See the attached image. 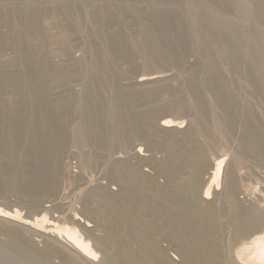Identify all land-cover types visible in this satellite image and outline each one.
<instances>
[{"label": "rangeland", "instance_id": "1", "mask_svg": "<svg viewBox=\"0 0 264 264\" xmlns=\"http://www.w3.org/2000/svg\"><path fill=\"white\" fill-rule=\"evenodd\" d=\"M169 200L195 209L185 217L207 245L199 262L264 264V0H0V264H39L11 232L71 258L50 232L91 244L87 235L123 238L127 221L161 241L156 216L179 212ZM174 248L168 258L188 264Z\"/></svg>", "mask_w": 264, "mask_h": 264}, {"label": "bare ground", "instance_id": "2", "mask_svg": "<svg viewBox=\"0 0 264 264\" xmlns=\"http://www.w3.org/2000/svg\"><path fill=\"white\" fill-rule=\"evenodd\" d=\"M143 79V78H142ZM142 79H141V81H142ZM144 80V79H143ZM147 80V79H146ZM159 125V124H158ZM171 125V124H170ZM170 125H168L167 123H163V121H162V123H160V127L159 128H162V127H167V126H170ZM202 156V155H201ZM183 160H185V158H183ZM166 161V160H165ZM193 161V160H192ZM118 163V162H117ZM121 163H123V162H121ZM190 163V162H189ZM205 163V162H204ZM120 164V163H119ZM124 164H128V163H124ZM200 165V164H199ZM220 165H221V163H220ZM220 165H218L217 164V166H216V168H214V169H212V170H210L209 172H208V174L210 175V177H211V179L213 180V179H215V178H218V174H219V171H220ZM117 166V165H116ZM151 166V165H150ZM141 167V166H140ZM158 167V166H157ZM161 167V166H160ZM196 167V166H195ZM120 168V167H119ZM166 168V167H165ZM205 168V167H204ZM135 170L137 169V168H134ZM116 170H120V169H116ZM129 170V169H128ZM138 170V169H137ZM194 170V169H193ZM196 170V169H195ZM203 170V169H202ZM201 170V171H202ZM168 171V170H167ZM156 172V171H155ZM179 172V171H178ZM142 173V172H141ZM184 173V172H183ZM196 173V175H197V172H195ZM135 174H137L136 172H135ZM135 174H133V175H135ZM154 174V173H153ZM166 174V173H165ZM177 174V173H176ZM188 174H189V172H188ZM183 175V174H182ZM198 175H199V178H200V175L201 174H199V172H198ZM198 175L196 176V179H197V177H198ZM128 176V175H127ZM131 176V175H130ZM136 176V175H135ZM139 176V175H138ZM162 176V175H161ZM193 176H195V175H193ZM207 176V175H206ZM126 177V176H125ZM137 177V176H136ZM203 177V176H202ZM130 178V177H129ZM140 178V177H139ZM138 178V179H139ZM149 178V177H148ZM164 178V177H163ZM175 178H176V176H175ZM195 178V177H194ZM204 178V177H203ZM124 179V178H123ZM194 180V179H193ZM192 181V180H191ZM206 181V180H205ZM130 182V181H129ZM142 182V181H141ZM203 180L200 178V179H198V180H196L195 182H194V187H196V188H198L199 190H200V188H202L203 186ZM228 182V181H227ZM135 183V182H134ZM157 183V182H156ZM205 183V182H204ZM130 184V183H129ZM232 184V183H231ZM180 185H182V184H180ZM179 185V186H180ZM190 185V184H189ZM207 185H208V183H207ZM157 186V185H156ZM178 185L176 186V188L177 187H179ZM229 186L231 187V185L229 184ZM154 187V186H153ZM182 187V186H181ZM181 187H179V188H181ZM191 187V186H190ZM228 187V186H227ZM133 188V187H132ZM158 188H159V186H158ZM195 188V189H196ZM229 188V187H228ZM120 189V188H119ZM154 189H157V187L156 188H154ZM159 189H161V188H159ZM183 189H185L184 188V185H183ZM234 189V188H233ZM232 189V190H233ZM123 190V189H122ZM125 190V189H124ZM137 191H138V189H136ZM163 190V189H162ZM127 191V190H126ZM155 191V190H154ZM159 191V190H158ZM157 191V192H158ZM167 191V190H166ZM173 191V190H172ZM194 191H197V190H194ZM229 191H231V190H229ZM125 192V191H124ZM133 192V191H132ZM132 192H130L129 191V193H131L130 195H132ZM144 192V191H143ZM177 192V191H176ZM227 192V191H226ZM231 192H233V191H231ZM121 193V192H120ZM155 193H156V191H155ZM166 193V192H165ZM171 193H174V192H171ZM169 194V195H171V196H173L172 194ZM193 193V192H192ZM195 193V192H194ZM193 193V194H194ZM229 194H232V193H230V192H228ZM119 194V193H118ZM133 194H135V193H133ZM157 194V193H156ZM161 193H159V195H160ZM167 194V195H168ZM177 194H178V192L175 194L176 196H177ZM182 194V193H181ZM229 194H227V196H230ZM233 194H234V192H233ZM128 195V194H127ZM130 195H128V196H130ZM137 195V194H136ZM158 195V194H157ZM209 195H210V185H208L205 189H204V198H208L209 197ZM226 195V194H225ZM117 196V195H116ZM138 196V195H137ZM142 195H140L139 197H141ZM143 196H144V194H143ZM146 196V195H145ZM164 196H165V194H164ZM171 196H169V198L171 197ZM195 196V195H194ZM150 197V196H149ZM167 197V196H166ZM174 197V196H173ZM182 197V196H181ZM185 197V196H184ZM118 198H120V197H118ZM122 198V197H121ZM120 198V199H121ZM161 198V197H160ZM168 198V197H167ZM168 198V199H169ZM176 198V197H175ZM177 198H178V196H177ZM191 198H193V197H191ZM229 198V197H228ZM232 198H234V196L233 195H231V198L229 199V200H231ZM130 200V202H133L132 200L133 199H131V198H129ZM139 199V198H138ZM141 199V198H140ZM163 199V198H162ZM168 199H166V200H168ZM174 199V198H173ZM172 199V200H173ZM196 199V198H195ZM198 199V198H197ZM85 200H86V198H85ZM127 200V199H126ZM161 200V199H160ZM165 200V201H166ZM172 200H169V201H171V204H172V206H174L175 207V210H176V208H177V210L179 211L177 214H178V216H177V214H176V217H177V220L176 221H174V218L175 217H173V220H169V222L168 221H165V222H162V218L163 217H161V219L160 220H158L159 219V217H158V215L156 216V221H155V223L158 225V230H160L162 233H163V236H164V234H165V236L164 237H162V239L163 238H165V239H163V240H161V241H157V240H155V239H153L152 237H146V236H144L143 234L144 233H146V231H145V229L146 228H148L149 226L147 225V224H145L144 226V228L143 229H141V231H139L138 229H140V228H138L137 227V225H136V227H135V229L134 228H132V223L130 224L129 222H127L126 221V223H127V226L129 225V228L130 229H128V227L126 228L128 231H130V232H128L127 234H126V232H125V234L127 235V236H125V234H124V236H122L123 238H121V237H119V236H113L114 234H111V236H108V234L110 235V233H107V237H104V238H98V237H96L95 236V234H94V237H92V236H90V235H87L86 237H88V240H90L91 241V244H89L88 243V241H86V240H82L80 237H77V230H70V228L69 229H67L66 231H65V234H63V235H59V234H57L56 232H53L52 230V232H50V231H48V237L51 239V240H53L55 243H58V244H62V245H64L65 247H67L68 249H69V251L73 254V258H71V255H70V257H69V255L67 256V253H63V251H58V250H55V249H53L51 246H49L48 244L46 245V246H43V249H40L39 248V245L35 242V241H33L34 239H31V240H28V238L30 237H26L25 235H26V233H25V235H18L17 233H13V232H11L10 234H6V240H8V241H10V242H14L15 244H17V246L19 247V249H20V251L21 252H24L27 256H31L30 258L31 259H33V260H35V261H37L39 264H118L119 263V261H123L122 263H128V264H175L176 262H173V261H171L169 258H168V256H170V255H167V254H169V251L170 252H173L174 250H175V246L176 247H178V249H181V253H182V258H181V262L180 263H183V259H184V253H183V250H185L186 251V253L185 254H187V259H189L190 261H184V262H187L188 264H199L200 262V264H209V263H207L208 262V260H207V262H206V259H207V257L204 259V258H202V259H204L205 260V262H202V260L200 259V262L198 261V259L199 258H201L202 257V253L199 255L198 254V251L197 250H199L200 248H204V247H206L205 245H204V247H202L201 245H200V241H198L199 243H197V244H199L201 247L198 249V246L194 243V240H193V237H192V235H196V234H198V233H193V230H192V226H194V225H192V221L190 222L189 220H187L186 219V217H188L189 216V214H192L191 212V209H193V207H191V205H189V203L188 202H190V201H186L187 203H188V205L189 206H185V204L184 203H182L181 202V200H174L173 202H172ZM183 200V199H182ZM191 200V199H190ZM207 200V199H206ZM229 200H228V202H229ZM128 201V200H127ZM141 201V200H140ZM139 201V202H140ZM154 201H155V198H154ZM162 201V200H161ZM227 201V200H226ZM225 201V202H226ZM232 201V200H231ZM230 201V202H231ZM234 201V200H233ZM232 201V202H233ZM88 202V201H87ZM90 202V201H89ZM129 202V203H130ZM145 202H147V201H145ZM193 202V201H192ZM195 202H197V200L195 201ZM209 202V201H208ZM218 202V201H217ZM220 202V201H219ZM224 202V203H225ZM229 202V203H230ZM135 203H136V200H135ZM141 203V202H140ZM159 203V202H158ZM166 202H164V204H165ZM229 203H227V204H229ZM234 203H236V202H234ZM50 204V203H49ZM113 204V203H112ZM137 204V203H136ZM170 203H168V205H169ZM170 204V205H171ZM191 204V203H190ZM205 204V203H204ZM203 204V205H204ZM212 204V203H211ZM210 204V205H211ZM220 204H221V202H220ZM231 204V203H230ZM237 204V203H236ZM235 204V205H236ZM148 205V204H147ZM157 205V204H156ZM165 205H167V203L165 204ZM169 205V206H170ZM194 205V204H193ZM207 205V204H206ZM205 205V206H206ZM209 204H208V206H210ZM213 205V204H212ZM211 205V206H212ZM224 205V204H223ZM232 205V204H231ZM259 205V204H258ZM47 206V205H46ZM54 206V205H53ZM104 206H105V204H104ZM116 206V205H115ZM114 206V207H115ZM132 206V205H131ZM141 206H142V209H145V206H146V203H144V202H142V204H141ZM140 206V207H141ZM159 206V205H158ZM195 206H197L196 204H195ZM202 206V205H201ZM219 206V207H218ZM218 206H216V207H218V211H220V205H218ZM226 206V205H225ZM261 206V205H260ZM120 207V206H119ZM154 207V206H153ZM173 207V208H174ZM190 207H191V209H190ZM199 207V206H198ZM198 207H194V208H198ZM203 207V206H202ZM207 207V206H206ZM227 207V206H226ZM225 207V208H226ZM231 207V206H230ZM238 207V206H237ZM172 208V209H173ZM200 208V211H202L201 210V207H199ZM199 208H198V210L197 211H199ZM212 208V207H211ZM233 208L234 209H236L234 206H232V208H230L231 210H233ZM100 209V208H99ZM125 209V208H124ZM139 209V208H138ZM141 209V210H142ZM148 209V208H147ZM150 209H152V208H150ZM149 209V210H150ZM209 209V211L211 210L210 209V207L208 208ZM213 209V208H212ZM216 209V208H215ZM242 209H244V208H242ZM94 210H96V209H94ZM104 210V209H103ZM148 210V211H149ZM158 210H159V208H158ZM176 210V211H177ZM193 210H195V209H193ZM204 210H205V208H204ZM203 210V211H204ZM217 210H215V211H217ZM226 210V209H225ZM241 210V209H240ZM256 210H257V208H256ZM102 211V210H101ZM129 211V210H128ZM131 211V210H130ZM146 211V210H145ZM196 211V212H197ZM203 211H202V214H203ZM214 211V210H213ZM214 211V212H215ZM224 211V210H223ZM234 212L236 211V210H233ZM258 211V210H257ZM104 212H105V210H104ZM108 211H106V213H107ZM132 212V211H131ZM140 212V211H139ZM152 212V211H151ZM156 212V211H155ZM158 212V211H157ZM168 212V211H167ZM167 212H166V215H167ZM172 212V211H171ZM211 212H212V210H211ZM221 212H222V210H221ZM230 212H232V211H230ZM233 212V213H234ZM238 212V211H237ZM236 212V213H237ZM260 212H261V210H260ZM116 213V211L114 212V214ZM143 213V212H142ZM146 213H148V212H146ZM150 213V212H149ZM170 213V212H169ZM199 213V212H198ZM235 213V214H236ZM244 213V212H243ZM242 213V214H243ZM258 213V212H257ZM262 213V212H261ZM81 214V213H80ZM102 214H105V213H102ZM119 214H121L120 212H119ZM118 213H117V215H119ZM123 214V213H122ZM129 214V213H128ZM132 214V213H131ZM135 214V213H134ZM151 214V213H150ZM154 214V213H153ZM157 214V213H156ZM161 214V213H160ZM188 215V216H186L185 217V215ZM200 214V213H199ZM211 214H213V213H210V216H212ZM216 215H217V213H215ZM219 214V213H218ZM220 214H222V213H220ZM235 214H234V216H235ZM238 214H240L239 212H238ZM242 214H240V215H242ZM246 214V213H245ZM260 214V213H259ZM76 215V214H75ZM109 215V214H108ZM116 215V214H115ZM140 215V214H139ZM138 215V216H139ZM143 215V214H142ZM141 215V216H142ZM165 215V214H164ZM163 215V216H164ZM195 215V214H194ZM196 215H198L197 213H196ZM195 215V217H198V216H196ZM204 215H205V213H204ZM206 215H208V214H206ZM233 215V214H232ZM4 215H1L0 214V217H3ZM74 216V215H73ZM105 216V215H104ZM106 216H107V214H106ZM110 217L111 216H113V214L111 215H109ZM121 216V215H120ZM125 216V215H124ZM146 216V215H145ZM192 216H193V214H192ZM210 216H207V218L208 217H210ZM237 216H239V215H237ZM243 216H244V214H243ZM245 216H248V215H245ZM255 216V215H254ZM259 216V215H258ZM5 217V216H4ZM84 217H86V216H84ZM110 217H108L109 218V220H111V218ZM149 217H150V215H149ZM168 217V216H167ZM171 217V216H170ZM202 217V216H201ZM200 217V218H201ZM252 217V216H251ZM6 218H10V217H6ZM72 218V217H71ZM113 218V217H112ZM118 218V217H117ZM121 218V217H120ZM122 218H124L123 217V215H122ZM136 218V217H135ZM134 217H133V219H135ZM143 218V217H142ZM147 218V217H146ZM189 218V217H188ZM194 218V217H193ZM206 217L204 218H202V219H205V222H206V220H207V224H205V225H208V223L210 222V218H208L207 219ZM213 218H214V216H213ZM234 218V217H233ZM243 218V217H242ZM241 218V219H242ZM248 218V217H247ZM76 219H78V223H80V225L82 226V227H84V228H86V230H87V232H90L91 230H88L87 228H89V227H91L92 226V224H91V222L89 221V220H87V218L86 219H84V218H82V215H80V216H74V220L76 221ZM124 219H126V217L124 218ZM128 219V218H127ZM130 219V218H129ZM199 219V218H198ZM235 219V218H234ZM249 219H251V218H249ZM10 220V219H9ZM27 220V219H26ZM113 220H114V222H113V226H111V224L110 225H108V227H114V223H115V219L113 218ZM148 220V219H147ZM154 220V219H153ZM196 220V218H194V221ZM215 220V219H214ZM232 220V219H231ZM230 220V221H231ZM13 221H14V219H13ZM112 221V220H111ZM111 221H110V223H111ZM125 221V220H124ZM124 221H122V223L124 222ZM131 221H134V220H131ZM194 221H193V223H194ZM199 221V220H198ZM204 221V220H203ZM234 221V220H233ZM233 221H231V224H232V222ZM236 221V220H235ZM239 221V220H238ZM17 222V221H16ZM74 222V221H73ZM77 222V221H76ZM93 222V221H92ZM120 222V221H119ZM119 222H117V224H119ZM149 222V221H148ZM196 222V221H195ZM242 222V221H241ZM245 222V221H244ZM247 222V221H246ZM250 222V221H249ZM31 223V222H30ZM82 223V224H81ZM106 223L107 224H109V222L108 221H106ZM105 223V225H107ZM125 223V222H124ZM136 223V222H135ZM153 223V222H152ZM151 223V224H152ZM188 223H190L191 224V226H190V224H188ZM200 223H204V222H201V221H199V224ZM212 222H210V224H211ZM238 223V222H237ZM236 223V224H237ZM16 224V223H15ZM18 225H19V227H21V226H25V225H29V222H24V223H22V222H19L18 221V223H17ZM50 224V223H49ZM94 224V223H93ZM120 224H121V222H120ZM139 224V223H138ZM149 224V223H148ZM196 224V223H195ZM198 223H197V226L199 225ZM202 224H200L199 226L201 227V225ZM234 224V223H233ZM236 224H234V226H236ZM247 224V223H246ZM245 224V225H246ZM125 226H126V224H124ZM143 225V224H142ZM12 226V225H11ZM14 226H16V225H14ZM66 226V225H65ZM93 226H95V225H93ZM116 226H119V225H116ZM151 226H154V225H151ZM232 226V225H231ZM13 227V226H12ZM68 227V226H67ZM103 226H101V228H102ZM104 227H107V226H104ZM107 227V229H109ZM121 227V226H120ZM157 227V226H156ZM176 227H177V230H176ZM204 227V226H203ZM242 225L241 224H239L238 225V228L236 227V230L237 231H242ZM22 228V227H21ZM94 228V227H93ZM117 228V227H116ZM154 228V227H153ZM193 228H195V226L193 227ZM234 228V230L233 231H235L236 232V230H235V227H233L232 226V229ZM15 229V228H14ZM77 229V228H76ZM120 228L118 227V229L117 230H119ZM123 229V228H122ZM125 228L123 229V230H126ZM150 228H148V229H146V230H149ZM152 229V228H151ZM150 229V230H151ZM216 229V228H215ZM7 230V229H6ZM22 230V229H21ZM86 230H85V232H86ZM102 230H104L103 232H106V228H103ZM121 230V229H120ZM149 230V231H150ZM152 230H154V229H152ZM200 230V229H199ZM206 230H207V228L206 229H201V231H205L206 232ZM23 231V230H22ZM42 231V230H41ZM93 231V230H92ZM197 231V230H196ZM24 232V231H23ZM44 232V231H43ZM107 232H108V230H107ZM122 231H120V233H121ZM160 232V233H161ZM205 232H204V234H205ZM225 232V231H224ZM234 232V233H235ZM20 233H22V232H20ZM80 233V232H79ZM93 233V232H92ZM115 233V232H114ZM118 233V232H117ZM117 233L115 234V235H117ZM148 233V232H147ZM238 233V232H237ZM24 234V233H23ZM149 234H150V232H149ZM91 235H93V234H91ZM119 235V234H118ZM121 235H123V234H120V236ZM147 235V234H146ZM155 235V234H154ZM160 236H161V234H159ZM183 236L184 238L182 239L181 238V240H183L184 242V245H182V246H179V244L182 242V241H180V243L177 245V242L180 240V239H178V241H176L175 242V240H177L176 238H179V236ZM201 234L199 233V235L198 236H200ZM208 235V234H207ZM28 236V235H27ZM39 236H44V234L43 233H41V234H39ZM176 236H178V237H176ZM197 236V237H198ZM209 236V235H208ZM238 236V235H237ZM258 236V235H257ZM257 236H256V238H257ZM4 237V236H3ZM45 237V236H44ZM154 237V236H153ZM204 237V236H203ZM242 237V236H241ZM254 237V236H253ZM155 238V237H154ZM166 238H168V240L166 241ZM200 238V237H199ZM199 238H197V239H199ZM205 238V237H204ZM207 238V237H206ZM205 238V239H206ZM210 238V237H209ZM240 238V237H239ZM36 239V238H35ZM41 239V238H40ZM44 239V238H43ZM202 239V238H201ZM253 239V238H252ZM258 239H259V236H258ZM208 240V239H207ZM216 240V239H215ZM239 240V239H238ZM242 240H243V238H242ZM246 240V239H245ZM166 242L165 244V246L163 245L164 243H162L161 244V242ZM196 241V240H195ZM203 241H204V239H203ZM258 241V240H257ZM171 244H170V243ZM174 242V243H173ZM38 243H40V240H39V238H38ZM206 243H208V242H206ZM238 243H240V242H238ZM244 243V242H243ZM251 243V242H250ZM260 243V242H259ZM133 244H137V249L135 250L136 252L135 253H129L128 252V250H126V254H124V256H126V258L128 257V259H126L125 257H122V258H120L121 256H120V254H121V251H119L118 249H126V245H128V249H130V247H133ZM169 244V245H168ZM202 244H204V243H202ZM253 244H254V242H253ZM257 245H258V243H256ZM111 245H112V247L113 246H116L118 249H116L115 248V250L116 251H113V253H117V250L120 252V254H117L118 256H112V253L110 254V252L108 253L107 252V250H110L112 247H111ZM210 245V244H209ZM130 246V247H129ZM226 246V245H225ZM260 246V245H259ZM264 246V245H263ZM262 246V247H263ZM217 247V246H216ZM215 247V248H216ZM110 248V249H109ZM174 248V249H173ZM215 248H213L212 247V249L214 250ZM226 248V247H225ZM252 248V247H251ZM254 248V247H253ZM114 249V248H113ZM183 249V250H182ZM255 249V248H254ZM262 249V248H261ZM205 250V249H204ZM207 250H209L208 248H207ZM210 250H211V248H210ZM213 250H211V251H207V252H214ZM256 250V249H255ZM264 250V249H263ZM178 251V250H177ZM200 251V250H199ZM258 251V250H257ZM118 252V253H119ZM132 252H133V250H132ZM202 252V251H201ZM206 252V253H207ZM227 252V251H226ZM122 253H123V251H122ZM175 253V252H174ZM179 254H180V250H179V252H178ZM205 252H204V254H206ZM217 253V252H216ZM261 253H262V250H261ZM204 254H203V257H204ZM213 254H215V253H213ZM226 254V253H225ZM254 254V253H253ZM256 254V253H255ZM181 255V254H180ZM207 255V254H206ZM18 256V255H17ZM120 256V257H119ZM212 256V255H211ZM137 257H141V258H137ZM174 257V256H173ZM214 257V256H213ZM213 257H211V258H213ZM217 257L218 256H216V259H217ZM261 257V256H260ZM168 258V259H167ZM210 258V257H209ZM225 258V257H224ZM213 259H215V258H213ZM220 259V258H219ZM199 263H198V262ZM217 261H218V259H217ZM221 261V260H220ZM212 262V259L210 260V263ZM214 263V262H213ZM217 263V262H216ZM33 264V263H32ZM212 264V263H211ZM215 264V263H214Z\"/></svg>", "mask_w": 264, "mask_h": 264}]
</instances>
